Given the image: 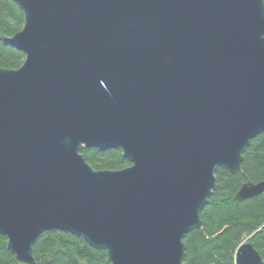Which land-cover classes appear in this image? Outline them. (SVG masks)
Listing matches in <instances>:
<instances>
[{
  "label": "water",
  "instance_id": "water-1",
  "mask_svg": "<svg viewBox=\"0 0 264 264\" xmlns=\"http://www.w3.org/2000/svg\"><path fill=\"white\" fill-rule=\"evenodd\" d=\"M24 52L0 69V235L21 263L46 231L111 264H185L188 233L264 133V0H14ZM131 166L97 171L82 149ZM264 194L245 183L239 202ZM236 264H264L244 240Z\"/></svg>",
  "mask_w": 264,
  "mask_h": 264
},
{
  "label": "trees",
  "instance_id": "trees-1",
  "mask_svg": "<svg viewBox=\"0 0 264 264\" xmlns=\"http://www.w3.org/2000/svg\"><path fill=\"white\" fill-rule=\"evenodd\" d=\"M25 25V16L14 0H0V69L18 70L26 55L6 42ZM86 161L97 171H120L131 166L120 150L82 149ZM217 188L201 212L203 226L187 234L185 264H236L238 248L249 240L264 259V194L239 202L247 182L264 181V133L244 154L241 170L216 172ZM33 254L38 264H111L108 252L93 247L83 237L60 230L44 232ZM0 264H26L8 249L0 235Z\"/></svg>",
  "mask_w": 264,
  "mask_h": 264
}]
</instances>
